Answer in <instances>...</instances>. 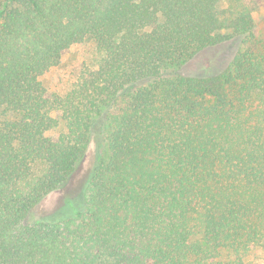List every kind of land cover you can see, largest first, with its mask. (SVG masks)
<instances>
[{"label": "trees", "instance_id": "obj_1", "mask_svg": "<svg viewBox=\"0 0 264 264\" xmlns=\"http://www.w3.org/2000/svg\"><path fill=\"white\" fill-rule=\"evenodd\" d=\"M263 6L0 0V264H264ZM234 37L218 80L168 74ZM84 43L96 62L48 94L40 77ZM97 118L105 153L82 196L32 220Z\"/></svg>", "mask_w": 264, "mask_h": 264}, {"label": "rangeland", "instance_id": "obj_2", "mask_svg": "<svg viewBox=\"0 0 264 264\" xmlns=\"http://www.w3.org/2000/svg\"><path fill=\"white\" fill-rule=\"evenodd\" d=\"M254 24L257 31L264 28V6L253 14ZM240 37H234L216 47L210 48L197 55L178 70H168V74H180L182 76L194 77L208 81L218 80L225 72L227 65L239 48ZM93 45L84 43L73 45L61 55L59 64L51 68L40 77V81L48 94L60 90L70 81V74L77 67L90 66L96 62V55ZM101 119L94 120L91 130V139L87 152L79 164L75 175L69 184L60 192L49 196L33 213L34 219H39L44 215L52 213L60 205H65L66 199L82 196L83 186L90 175L95 162L105 153L103 139L100 133ZM65 131L63 123L46 133L48 137H55ZM66 200V201H65ZM260 257L257 253H252L245 259V264H260Z\"/></svg>", "mask_w": 264, "mask_h": 264}]
</instances>
